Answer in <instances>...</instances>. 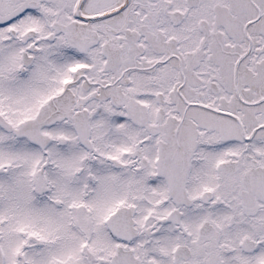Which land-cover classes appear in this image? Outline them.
<instances>
[{
  "label": "snow or ice",
  "instance_id": "1",
  "mask_svg": "<svg viewBox=\"0 0 264 264\" xmlns=\"http://www.w3.org/2000/svg\"><path fill=\"white\" fill-rule=\"evenodd\" d=\"M0 264H264V0H0Z\"/></svg>",
  "mask_w": 264,
  "mask_h": 264
}]
</instances>
